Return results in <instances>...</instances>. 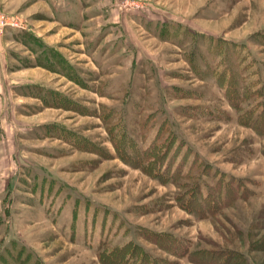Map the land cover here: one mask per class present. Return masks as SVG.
<instances>
[{
  "label": "rangeland",
  "instance_id": "obj_1",
  "mask_svg": "<svg viewBox=\"0 0 264 264\" xmlns=\"http://www.w3.org/2000/svg\"><path fill=\"white\" fill-rule=\"evenodd\" d=\"M263 113L264 0H0V264H264Z\"/></svg>",
  "mask_w": 264,
  "mask_h": 264
},
{
  "label": "trees",
  "instance_id": "obj_2",
  "mask_svg": "<svg viewBox=\"0 0 264 264\" xmlns=\"http://www.w3.org/2000/svg\"><path fill=\"white\" fill-rule=\"evenodd\" d=\"M227 87V86H226ZM234 88V86H233ZM256 113V112H255ZM249 125H252L255 127V129L260 130V129H264V113L263 114H259V115H252L251 116V121L249 123ZM156 151V150H154ZM145 153L144 156H141L137 159V164H140L142 169L144 171H146L147 173H150V170L155 168L156 166H159L163 164L162 160L158 157L155 158L154 156H152V152L151 151H145L143 152ZM142 153V154H143ZM156 163V166H154V164ZM172 164L171 161L168 160V162H166V164L164 165V170L168 173H172V175H168L165 176V174L162 175V173H156L157 175L155 176H161L162 179H174L177 177V173H186L185 170H182V167L179 165L177 167L174 168V170L172 171ZM158 169H161V167H157ZM181 168V169H180ZM176 174V175H174ZM237 181H233L232 183H223L220 179H217L216 183L214 184L215 187V191L211 192V190H209L205 197H203V201L204 203L200 202V198L196 197V195L198 196V194H201V184L202 182L199 183V188L198 191L194 192V188L192 190V197L188 200V199H184L183 201V206H185L184 204H188L189 205L186 206V208L190 211V212H196L197 214H200L201 217H206L207 215H213L215 213H217L219 211V207L222 203V201L226 200L225 203L228 200L234 201L236 199H240L243 198V194H244V188H242L240 183H236ZM197 188V187H196ZM197 190V189H195ZM224 205V203H223ZM192 207L194 209H192ZM202 251L193 252V253H188L186 254V256H189L192 260H195L201 264H236L234 262V260L230 259V256L227 255L225 258L218 256L216 257L215 254L214 256L211 257V253L208 251H204L203 253H201ZM176 253H179L178 251H176ZM184 256V255H182ZM196 256V258H195Z\"/></svg>",
  "mask_w": 264,
  "mask_h": 264
}]
</instances>
